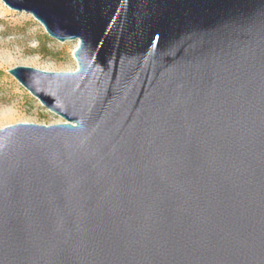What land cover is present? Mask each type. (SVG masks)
Masks as SVG:
<instances>
[{
	"label": "water",
	"instance_id": "water-1",
	"mask_svg": "<svg viewBox=\"0 0 264 264\" xmlns=\"http://www.w3.org/2000/svg\"><path fill=\"white\" fill-rule=\"evenodd\" d=\"M73 72L8 70L63 122L0 129V264H264V0H1Z\"/></svg>",
	"mask_w": 264,
	"mask_h": 264
},
{
	"label": "rangeland",
	"instance_id": "rangeland-1",
	"mask_svg": "<svg viewBox=\"0 0 264 264\" xmlns=\"http://www.w3.org/2000/svg\"><path fill=\"white\" fill-rule=\"evenodd\" d=\"M77 41L59 42L50 38L29 14L10 11L0 0V114L15 112V118L0 129L19 123L54 125L63 122L43 107L7 72L29 67L44 72H73Z\"/></svg>",
	"mask_w": 264,
	"mask_h": 264
},
{
	"label": "bare ground",
	"instance_id": "bare-ground-1",
	"mask_svg": "<svg viewBox=\"0 0 264 264\" xmlns=\"http://www.w3.org/2000/svg\"><path fill=\"white\" fill-rule=\"evenodd\" d=\"M15 112L7 111L5 113L0 114V125L3 123H7L15 118Z\"/></svg>",
	"mask_w": 264,
	"mask_h": 264
}]
</instances>
